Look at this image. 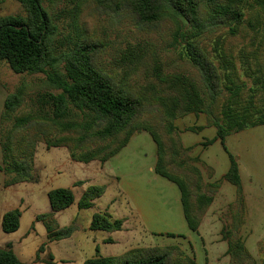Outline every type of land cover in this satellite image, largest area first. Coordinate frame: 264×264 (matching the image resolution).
<instances>
[{
	"label": "trees",
	"instance_id": "16d2710c",
	"mask_svg": "<svg viewBox=\"0 0 264 264\" xmlns=\"http://www.w3.org/2000/svg\"><path fill=\"white\" fill-rule=\"evenodd\" d=\"M26 11V17L0 16V62H5L16 74H45L48 86L58 94H47L45 100H35L31 113L17 115L22 105L21 90L7 96L0 115V152L3 186L36 182L33 158L36 143L45 142L46 148L63 147L72 161L106 163L114 157L136 131H145L156 148L154 173L174 184L180 193L183 217L190 232L199 227L200 215L212 202V196L193 190L186 181L172 173L166 160L163 139L151 126L140 124L144 101L115 75L106 73L99 61L101 43L83 33L69 39L71 47L59 54L57 28L51 21L41 0H17ZM94 7L119 12L123 7L146 26L169 25L173 43H178L188 62L194 67L198 83L185 76L159 78L167 94L156 100L163 110L164 129L168 135L176 128L173 121L188 114H206L215 129V137L204 145L218 141L229 159V168L223 178L236 189L235 201L239 208L230 210L229 223H223L221 236L227 243L230 264H257L246 251L239 235L245 222V203L238 166L224 146L231 133L264 125V101L255 100L258 86L264 90V81L258 78L248 87L235 69L232 57L213 44L215 56L203 49L204 40L223 27L235 34L242 24L244 0H86ZM214 57V58H213ZM64 64V74L55 69ZM80 118V120H77ZM46 128L50 131L47 132ZM51 130L58 136L53 137ZM65 134V135H64ZM94 145V146H93ZM93 146V147H92ZM105 192L104 186H90L77 202L78 210L92 207L93 201ZM51 212L37 215L46 230L47 241L67 239L74 232L73 225L59 227L54 214L73 204V193L58 188L47 194ZM20 212L10 210L1 218V231L13 233L19 226ZM123 220H112L104 213L92 216L89 230L120 231ZM168 237H175L167 234ZM110 243V240H106ZM42 250V247L40 248ZM51 259V258H50ZM38 260V257L36 258ZM51 263V260L47 262ZM0 264H24L13 253L10 244L0 248ZM82 264H196L182 256L174 247H139L115 257L86 259Z\"/></svg>",
	"mask_w": 264,
	"mask_h": 264
},
{
	"label": "rangeland",
	"instance_id": "374dc122",
	"mask_svg": "<svg viewBox=\"0 0 264 264\" xmlns=\"http://www.w3.org/2000/svg\"><path fill=\"white\" fill-rule=\"evenodd\" d=\"M41 5L57 28L55 54L67 51L71 47L69 39L73 40L78 33L101 43V67L106 73L124 82L144 101L140 124L151 126L163 139L166 160L170 163L168 169L186 181L192 190L193 184H198L201 191L212 196L214 202L200 215L199 226L208 222L205 220L209 219L207 214L217 216L222 226L224 222L229 223L230 210L235 211L239 206L235 201V187L223 178L229 168L227 154L218 141L204 145L215 137L211 119L206 114H188L172 122L176 128L172 134L168 135L164 129L163 110L156 100L165 97L167 89L159 82V78L178 75L198 83L196 70L178 43H173L169 25H141L126 7L116 12L114 9L94 7L86 0H41ZM242 12V24L235 34L223 27L204 40L202 47L208 56H215L213 42L219 39L220 46L232 57L239 78L248 87H252L254 79L264 81V0H244ZM0 16L24 18L26 11L17 0H0ZM55 70L63 75L64 64L61 63ZM45 76L43 73L16 74L7 63L0 62V115L4 100L18 90H21L23 102L17 115L31 113L35 100H45L43 96L47 94H58L59 91L48 86ZM258 86H253L259 90L255 100L261 103L264 101V90ZM50 135L58 136L53 130ZM224 146L237 163L243 196L246 193L248 198L258 197L262 200L258 208L264 210V125L229 134L224 139ZM52 148L47 149L43 140L36 143L33 170L37 180L40 175L44 184L62 188L67 184L69 166L65 164L59 168L58 163L61 162L60 157L68 151L63 147ZM43 162L45 168L38 173L35 165L40 166ZM155 163L156 148L151 137L145 131H136L127 145L106 162V169L117 180L115 183V180L111 182L109 178L105 179L108 183L107 194L96 205L101 207L112 195L115 198V203L109 208L112 217L125 215L128 220L141 219L148 236L142 243L144 245L124 247L106 244L95 248L85 244L83 251H80L72 245L66 247L68 243L64 241L54 244L56 255L60 258L70 257L77 264L80 257H93L98 251L101 256L97 257L106 258L104 255L109 252L120 255L138 246H157L174 247L182 256L190 258L189 245L183 236L190 234L192 240H196V237L185 223L179 190L154 173ZM72 174L70 171L69 176ZM74 210L75 207L64 213L66 226H85L86 221L91 219L92 211L77 209L79 213L76 214ZM261 231L258 235L264 236V231ZM167 234L175 237H168ZM82 236L78 233L75 238ZM99 236L95 235L96 238ZM247 245L252 248L249 242ZM196 246L199 247V255L203 256L198 240ZM261 248H264V243ZM199 262L202 264V261Z\"/></svg>",
	"mask_w": 264,
	"mask_h": 264
},
{
	"label": "crops",
	"instance_id": "0c3cea01",
	"mask_svg": "<svg viewBox=\"0 0 264 264\" xmlns=\"http://www.w3.org/2000/svg\"><path fill=\"white\" fill-rule=\"evenodd\" d=\"M52 149L54 148H50L49 150ZM37 157L38 155L36 156V159ZM60 158L61 162L58 163L59 168H62L65 164L69 166L67 174L68 176H66L67 184L62 188H68L72 191L73 204L67 209L54 214V219L57 225L59 227H65L67 225V223L64 221V213L70 211V209H73V207L76 209L74 210L76 211V214L79 213L77 211V202L86 188L90 186H104V194L93 201L92 207L80 211H92L90 218H92V216L96 213L106 212L112 220H123L121 230L116 232L91 231L89 230L91 219H88L85 223V226L83 227H79L78 224H72L75 227V230L69 238L49 242L47 241L45 227L41 222L36 221L35 218L37 215L48 214L51 212L47 194L49 191L61 187H50L51 185L44 184L42 177L39 175V179L35 183H19L5 188L3 187V174L0 173V248H4L7 244H10L11 249L17 259L24 264H48L47 262L49 260H51L50 264H76L75 260H71L70 257H58L54 249V244L64 243V241H66L68 243L66 247L72 245L73 248L80 251H83L85 244H91L92 247L95 248H99V245L104 246L106 244L122 245L124 247L132 244L144 245L142 243L144 240L146 241L148 236L146 234V230L143 227L141 219L138 218L139 221L134 220V218L128 220V217L125 215H121L119 217L115 215L112 217V215H110L109 208L115 203V198L112 195L106 202H104V205L102 204L101 207L96 206L97 203L102 201L104 196L107 194L108 183L105 179L109 178L111 182L115 180V183L117 180L106 169V163L74 162L70 160L68 152L63 154V156ZM69 162L71 163L69 164ZM43 163H41L40 166L35 165V169L38 171V173L45 168V163ZM70 171L73 172V174L69 176ZM253 197L254 198H248L246 193H244L246 216L245 222L239 230V237L241 238L243 245L252 260L257 264H264V248H261V245L264 243V236L258 235L259 231H264V210L258 208V205L262 200L256 196ZM14 209H17L20 212L18 229L13 233L5 234L1 231V218L4 213ZM207 215L209 216V219L205 220L208 222L200 224L197 231L193 233L194 237H196V240L195 238L192 240L190 234L183 236L189 245V256L195 261L196 264H199V261H202V264H230V257L227 255V243L222 239L221 236V230L223 226L218 220L217 216L214 217V214ZM129 217L131 218V216ZM78 233L82 234L83 236L80 238H75L76 234ZM95 235L100 236L99 238H96ZM106 240H110V243H107ZM197 240L200 242L201 249L204 253L203 256L199 255V247L197 248L196 246ZM248 242L253 249L248 247ZM41 247L42 250H40ZM139 247L140 246L135 248ZM96 254L101 256L99 255V251ZM106 254L108 255H104L105 257L118 256L112 252ZM97 255H94L93 257H80L77 264H82L86 259L96 258ZM37 257L38 260H36Z\"/></svg>",
	"mask_w": 264,
	"mask_h": 264
}]
</instances>
